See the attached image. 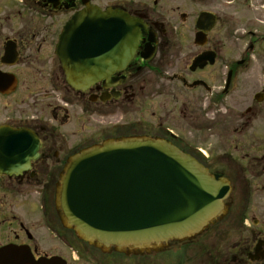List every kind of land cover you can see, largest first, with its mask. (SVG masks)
Wrapping results in <instances>:
<instances>
[{
    "label": "flooded vegetation",
    "instance_id": "obj_1",
    "mask_svg": "<svg viewBox=\"0 0 264 264\" xmlns=\"http://www.w3.org/2000/svg\"><path fill=\"white\" fill-rule=\"evenodd\" d=\"M88 9L141 33L126 67L76 89L57 46ZM123 138L169 141L226 177L228 214L149 253L77 248L61 177ZM0 141V264H264V0H0Z\"/></svg>",
    "mask_w": 264,
    "mask_h": 264
},
{
    "label": "water",
    "instance_id": "obj_2",
    "mask_svg": "<svg viewBox=\"0 0 264 264\" xmlns=\"http://www.w3.org/2000/svg\"><path fill=\"white\" fill-rule=\"evenodd\" d=\"M139 26L111 11L77 14L57 46L69 84L84 89L126 67L135 53ZM207 59L201 57L196 64L203 66ZM5 141L23 143L27 151L35 142ZM6 150L0 147V152ZM61 180L57 199L67 227L96 247L133 253L200 235L227 213L224 201L231 191L227 180L210 174L172 144L148 138L87 149L72 159Z\"/></svg>",
    "mask_w": 264,
    "mask_h": 264
},
{
    "label": "rangeland",
    "instance_id": "obj_3",
    "mask_svg": "<svg viewBox=\"0 0 264 264\" xmlns=\"http://www.w3.org/2000/svg\"><path fill=\"white\" fill-rule=\"evenodd\" d=\"M210 233H212V232H210ZM210 233L208 235H210ZM76 245H77V248H79L80 250H84V249H87L89 251H93L94 250V248H92L91 246H87V245L81 244L78 241H77ZM209 246H212V243H209Z\"/></svg>",
    "mask_w": 264,
    "mask_h": 264
}]
</instances>
